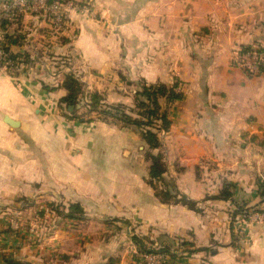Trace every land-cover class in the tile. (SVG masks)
Segmentation results:
<instances>
[{"label": "crops", "instance_id": "0c3cea01", "mask_svg": "<svg viewBox=\"0 0 264 264\" xmlns=\"http://www.w3.org/2000/svg\"><path fill=\"white\" fill-rule=\"evenodd\" d=\"M76 1L95 16L72 12L60 41L43 18L4 26L19 41L10 53L31 61L17 80L0 73V264H135L133 235L169 247L176 257L165 264H264V224L232 217L264 198V75L236 63L240 50L264 48V0ZM69 76L83 85L76 107L63 103ZM145 85L182 95L160 101L172 125L156 150L139 127L104 113L137 118ZM151 155L166 166L158 181ZM226 186L233 199L218 200ZM165 191L196 209L166 202ZM49 204H77L84 216L52 218L47 237L7 233L20 224L11 214L48 218ZM184 243L207 251L183 254Z\"/></svg>", "mask_w": 264, "mask_h": 264}, {"label": "trees", "instance_id": "16d2710c", "mask_svg": "<svg viewBox=\"0 0 264 264\" xmlns=\"http://www.w3.org/2000/svg\"><path fill=\"white\" fill-rule=\"evenodd\" d=\"M8 22H4V26L7 25ZM8 40V42H7ZM5 46L7 49V52H10V46L19 44L18 38L7 36L5 42L1 43L0 45ZM250 48H247L245 50H248ZM12 59H23L25 63H30L31 59L28 55H11ZM63 88L68 91L69 95L67 98L63 100V103L67 104L68 107H76L79 103V98L83 94V85L75 78L73 77H67L65 79V82L63 84ZM93 104L90 105V108L92 111H95L98 109V107L101 105V98L99 96L94 95L93 96ZM165 100L168 105H172L177 101L182 100V95L175 91V87L168 88L164 85H156V86H144L143 90L139 93L138 99H137V118L131 117L129 115H126L124 113H120V108H117L115 111L116 113L112 111H104V113L108 116L117 117L119 120L123 121L127 125L131 126H137L142 130L143 138L146 141L148 147L150 150H156L159 149L160 139L159 136L161 132L168 131L171 127V121L169 120L168 113L163 111L160 101ZM150 155V154H149ZM150 159L152 160V166H151V176L155 180H160L163 175L166 173V166L163 160L162 156H150ZM260 187L262 190V195L264 197V183H260ZM232 187L226 186L224 190L222 191L220 197H218V200H225V201H231L233 199V193H232ZM160 196L166 201L169 202L171 200L183 203L187 205L190 209L194 210L196 209V203L188 200L186 196L180 197L178 194H172L169 191H165L164 193H161ZM264 204V198L263 202ZM48 207H55L52 204H49ZM60 207V208H58ZM58 208V209H57ZM237 210H235L232 214V217L234 220H236L239 216H247L250 214V210H246L244 207H239L236 205ZM56 213L59 215V217H62L63 219L67 220H81L84 216V212L81 210V207L77 204H72L70 207L65 209L63 206H56ZM62 210V211H61ZM67 210V211H66ZM255 212L261 211V209L254 210ZM251 211V212H254ZM45 215V212H42V216ZM132 240L134 244L139 248V254L141 255H169L171 257H176L175 254H170V248L163 246V248H159V251H156L155 249H150L152 246H149L147 244V240L140 238L137 235H133ZM153 244V243H152ZM182 246L185 248L183 250V254H195L201 251H207L206 249L203 250H195L191 249L193 246L187 243L182 244ZM136 255L134 257L135 264H140L141 258L140 256ZM4 264H30V263H23L19 262L14 259H6ZM110 264H115L114 261H111Z\"/></svg>", "mask_w": 264, "mask_h": 264}, {"label": "built area", "instance_id": "2783aa9c", "mask_svg": "<svg viewBox=\"0 0 264 264\" xmlns=\"http://www.w3.org/2000/svg\"><path fill=\"white\" fill-rule=\"evenodd\" d=\"M76 12L85 17H94L95 10L90 4H82L76 0H0V42L4 41L7 31L4 22L18 21L26 16L43 18L48 31L56 41L63 39L70 27V14ZM26 42L29 40L24 36ZM2 43V42H1ZM11 53L2 44L0 45V73L13 77L15 80L30 67L23 59H12ZM38 62L40 57H36ZM236 63L248 74L264 75V48L255 46L248 50L242 49L237 54ZM58 71H55V73ZM79 78V77H77ZM264 183V177H262ZM240 223L245 226L264 224V204L261 211L251 212L245 217H239ZM238 219V220H239ZM140 264H165L161 255H139Z\"/></svg>", "mask_w": 264, "mask_h": 264}, {"label": "rangeland", "instance_id": "374dc122", "mask_svg": "<svg viewBox=\"0 0 264 264\" xmlns=\"http://www.w3.org/2000/svg\"><path fill=\"white\" fill-rule=\"evenodd\" d=\"M31 69V68H30ZM27 68L24 70L26 71ZM50 72L53 70L52 67H50L49 69ZM54 72V71H53ZM52 73V72H51ZM56 208V204H53ZM58 206H61V204H59ZM53 207H49V214L50 216H48V218L44 215L41 217L42 212H23V213H15V214H11V217L13 216V219H16V221L20 224L15 226H11L7 228V233H26V235H34V236H39V238L42 237H47L49 235L52 234L53 228H55V223H53L54 220H52V218H55L57 220H61L62 217H59V215L56 213V209H54ZM60 208V207H58ZM57 208V209H58ZM62 211V210H61ZM46 214V212H45ZM26 216V222H21V218H24ZM35 221H38L35 223ZM33 223V224H32ZM150 249H155L154 247H151ZM157 249V248H156ZM139 254V253H138ZM141 255V254H139Z\"/></svg>", "mask_w": 264, "mask_h": 264}, {"label": "water", "instance_id": "95a60500", "mask_svg": "<svg viewBox=\"0 0 264 264\" xmlns=\"http://www.w3.org/2000/svg\"><path fill=\"white\" fill-rule=\"evenodd\" d=\"M10 123V125H16V123L15 124H13L12 122H9Z\"/></svg>", "mask_w": 264, "mask_h": 264}]
</instances>
